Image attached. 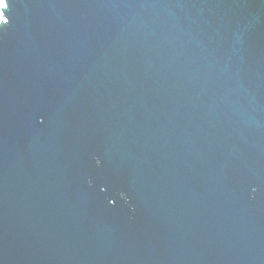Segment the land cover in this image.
<instances>
[{"label": "water", "instance_id": "obj_1", "mask_svg": "<svg viewBox=\"0 0 264 264\" xmlns=\"http://www.w3.org/2000/svg\"><path fill=\"white\" fill-rule=\"evenodd\" d=\"M0 264H264V0H6Z\"/></svg>", "mask_w": 264, "mask_h": 264}, {"label": "snow or ice", "instance_id": "obj_2", "mask_svg": "<svg viewBox=\"0 0 264 264\" xmlns=\"http://www.w3.org/2000/svg\"><path fill=\"white\" fill-rule=\"evenodd\" d=\"M8 7L9 5L6 2V0H2V8L0 9H7ZM8 23H9L8 17H6L3 12H0V28L7 26Z\"/></svg>", "mask_w": 264, "mask_h": 264}, {"label": "bare ground", "instance_id": "obj_3", "mask_svg": "<svg viewBox=\"0 0 264 264\" xmlns=\"http://www.w3.org/2000/svg\"><path fill=\"white\" fill-rule=\"evenodd\" d=\"M0 8H2V0H0ZM0 12H1V9H0Z\"/></svg>", "mask_w": 264, "mask_h": 264}]
</instances>
